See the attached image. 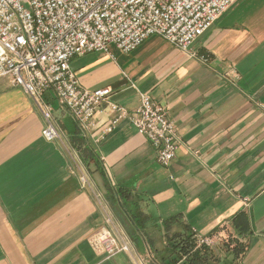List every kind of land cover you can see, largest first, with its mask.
Masks as SVG:
<instances>
[{"label":"crops","instance_id":"1","mask_svg":"<svg viewBox=\"0 0 264 264\" xmlns=\"http://www.w3.org/2000/svg\"><path fill=\"white\" fill-rule=\"evenodd\" d=\"M193 49L153 35L130 54L72 59L85 88L110 86L130 111L141 93L167 108V166L128 120L100 139L107 112L85 134L54 101L62 136L45 139L32 96L0 77V264H171L169 237L184 232L217 237L214 264H264V0H237ZM104 227L132 250L97 251Z\"/></svg>","mask_w":264,"mask_h":264},{"label":"built area","instance_id":"2","mask_svg":"<svg viewBox=\"0 0 264 264\" xmlns=\"http://www.w3.org/2000/svg\"><path fill=\"white\" fill-rule=\"evenodd\" d=\"M237 0H0V77L31 95L45 120L42 135L61 138L54 117L55 101L77 119L83 133L98 128L105 139L128 120L155 147L157 160L167 166L178 149V131L167 108L141 93L130 111L112 100L113 88H85L72 68V59L89 52H109L116 45L131 53L153 35L196 56L193 44ZM204 62L208 61L203 56ZM197 244L212 247L217 237L196 235ZM93 247L108 256L130 252L131 239L104 227Z\"/></svg>","mask_w":264,"mask_h":264},{"label":"trees","instance_id":"3","mask_svg":"<svg viewBox=\"0 0 264 264\" xmlns=\"http://www.w3.org/2000/svg\"><path fill=\"white\" fill-rule=\"evenodd\" d=\"M139 207L136 208V216ZM168 246L173 251L171 264H176L182 261L183 264H214L215 255L209 247L197 244V239L194 233L184 232L183 234H175L169 237ZM235 257L241 252L240 249L234 251ZM154 264H163L162 259L158 258Z\"/></svg>","mask_w":264,"mask_h":264},{"label":"rangeland","instance_id":"4","mask_svg":"<svg viewBox=\"0 0 264 264\" xmlns=\"http://www.w3.org/2000/svg\"><path fill=\"white\" fill-rule=\"evenodd\" d=\"M126 54H130V53H126ZM54 116L57 118H60V113L59 111H57V109L54 110Z\"/></svg>","mask_w":264,"mask_h":264}]
</instances>
